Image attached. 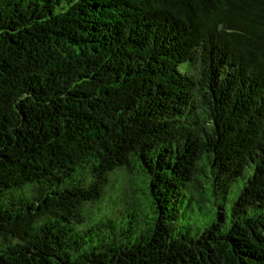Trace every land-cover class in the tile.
<instances>
[{"label":"trees","instance_id":"obj_1","mask_svg":"<svg viewBox=\"0 0 264 264\" xmlns=\"http://www.w3.org/2000/svg\"><path fill=\"white\" fill-rule=\"evenodd\" d=\"M0 264H264V0H0Z\"/></svg>","mask_w":264,"mask_h":264}]
</instances>
